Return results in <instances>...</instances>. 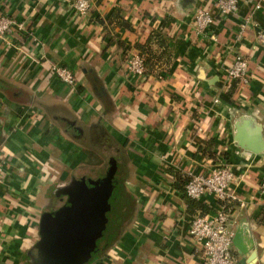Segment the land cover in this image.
I'll use <instances>...</instances> for the list:
<instances>
[{
  "label": "crops",
  "instance_id": "obj_1",
  "mask_svg": "<svg viewBox=\"0 0 264 264\" xmlns=\"http://www.w3.org/2000/svg\"><path fill=\"white\" fill-rule=\"evenodd\" d=\"M88 1V15L78 17L68 0H0V16L25 26L9 37L12 46L0 40V162L7 168L0 184V264H31L40 214L61 205L60 190L71 180L104 176L111 160L120 166L132 208L115 241L84 264H203L187 234L194 215L166 170L185 179L218 161L234 175L229 228L243 229L244 244L256 253L252 264H264V197L258 195L264 46L255 38L264 26V0H239L234 15L216 18L215 41L191 27L195 9L212 0ZM116 7L132 31L108 25ZM246 18L252 25L237 41ZM151 30L163 35L171 59L160 70L145 68L143 78L131 76L124 48L144 42ZM236 52L250 79L228 99L232 83L223 73ZM53 65L75 74L74 90L52 75ZM82 149L115 155L87 166ZM46 164L56 172L42 180ZM197 201L211 213L220 209L211 196ZM232 251L236 264H247L249 252Z\"/></svg>",
  "mask_w": 264,
  "mask_h": 264
},
{
  "label": "built area",
  "instance_id": "obj_2",
  "mask_svg": "<svg viewBox=\"0 0 264 264\" xmlns=\"http://www.w3.org/2000/svg\"><path fill=\"white\" fill-rule=\"evenodd\" d=\"M71 9L78 17H85L90 10L88 0H68ZM239 0H212L209 8L197 7L192 16L191 27L201 39L215 41L212 26L216 18L234 15L238 10ZM256 5L254 8H258ZM248 18L239 25L235 35L238 41L247 26H251ZM25 31L23 23L8 16H0V40L8 47L12 46L9 37L12 33ZM256 42L264 46V26L255 34ZM231 63L224 68L223 78L227 82L239 80L243 85L249 82L250 72L246 59L240 53H232ZM126 71L134 77H145L146 70L142 58L129 52L125 59ZM51 73L65 86L74 90L76 87L75 74L68 68L53 65ZM7 168L0 162V184L6 178ZM233 171L225 162L214 163L207 172H188L185 174L184 194L194 200H201L207 196L215 200L229 202L236 197L228 191L233 180ZM258 195L264 197V179L258 185ZM188 237L197 251L202 254L203 264H236L232 251L233 232L229 228V219L222 207L214 213L192 217L188 227Z\"/></svg>",
  "mask_w": 264,
  "mask_h": 264
},
{
  "label": "water",
  "instance_id": "obj_3",
  "mask_svg": "<svg viewBox=\"0 0 264 264\" xmlns=\"http://www.w3.org/2000/svg\"><path fill=\"white\" fill-rule=\"evenodd\" d=\"M237 141L240 144L241 137ZM109 164L111 168L104 177L93 182L98 188L84 178L71 180L60 190L66 197L65 204L40 214L38 239L29 253L31 264H84L103 252L117 236L124 219V187L114 177L120 166L113 160ZM243 240V229L235 228L232 247L239 254L249 252L247 264H252L256 253Z\"/></svg>",
  "mask_w": 264,
  "mask_h": 264
},
{
  "label": "trees",
  "instance_id": "obj_4",
  "mask_svg": "<svg viewBox=\"0 0 264 264\" xmlns=\"http://www.w3.org/2000/svg\"><path fill=\"white\" fill-rule=\"evenodd\" d=\"M107 21H108V25L112 26L111 28L115 26H119L120 28L122 27L130 31L133 30L132 26L129 23L125 22L120 16V8L118 7L113 9ZM97 22L100 27H104L101 19L100 20L97 19ZM117 44L121 47H124V45L120 43V41H117ZM129 50H132L133 53L139 55L142 58L144 68H147V69L157 66L158 69L160 70L164 68L165 63H167V61L171 59V55L169 54L167 50L166 40L163 37V35L160 34L159 30L149 31L146 40L139 44L136 43L135 46L132 47V49H130V47L124 48V52L126 56L129 53ZM231 83L232 84H230L227 88V93H226L227 98L228 97L232 98L233 94L237 91V89H239L240 86H244L239 80H235ZM208 156H213V155L209 154ZM166 172L168 173V177L172 180V187H174V189H176L177 191H180L183 193L185 197V201L187 203V211L189 213H192L194 216L196 215L203 216V215H207L208 213L212 212V210H210V208L207 205L185 196L184 184H183L185 183V179L183 178L184 176L182 174H180L179 172L173 169H167ZM114 177H116L120 181L123 187V180H122L120 169L119 171L115 172ZM123 194H124V202H125L124 219L125 218L127 219V216H129V213L132 208V201L129 196H125V192H123ZM217 204L220 207H222L223 212L228 217V215L231 213L232 204L229 202H222V201H218ZM121 225L122 223L119 226ZM115 239L116 237L108 244V246L111 245V243L115 241ZM108 246L106 248H108ZM98 257L99 255L96 256L95 258H98Z\"/></svg>",
  "mask_w": 264,
  "mask_h": 264
},
{
  "label": "rangeland",
  "instance_id": "obj_5",
  "mask_svg": "<svg viewBox=\"0 0 264 264\" xmlns=\"http://www.w3.org/2000/svg\"><path fill=\"white\" fill-rule=\"evenodd\" d=\"M84 152L87 153L86 158L84 157L85 158L84 160H85V163H87L86 164L87 166H91L94 163H96L97 161H100L101 160L100 158H102V157L106 158L107 156H110V155L114 156L115 155L113 153L108 155L107 153H91L90 151H84ZM80 156H83V154H81ZM104 161H105V159H104ZM104 165H105V163H104ZM49 166H50V164H49ZM49 166H47V164H46L45 167L43 168V173L45 176H44V178H42V180L45 179L46 177L52 175V174H55L56 170H52ZM51 172H54V173H51ZM79 173H80L79 170H77L75 172L76 175H79ZM41 198H43V197H41Z\"/></svg>",
  "mask_w": 264,
  "mask_h": 264
},
{
  "label": "flooded vegetation",
  "instance_id": "obj_6",
  "mask_svg": "<svg viewBox=\"0 0 264 264\" xmlns=\"http://www.w3.org/2000/svg\"><path fill=\"white\" fill-rule=\"evenodd\" d=\"M111 168V167H110ZM109 168V169H110ZM107 172V171H106ZM105 172V173H106ZM104 176H100V177H97V178H90L89 176H87V175H85V176H82L81 178H84V179H86V182H88V183H90L89 185H91L92 184V186H93V182H94V180H97L98 178H103ZM81 178H79V179H81ZM105 186V185H104ZM93 187H96V188H98L99 186H93ZM65 202H66V197L64 196V200H63V202L61 203V205L59 206V207H62L64 204H65ZM58 207V208H59ZM111 208H110V210L112 211V209L114 208V205H113V207L112 206H110ZM57 209V208H56ZM94 259V258H93ZM92 260V259H91Z\"/></svg>",
  "mask_w": 264,
  "mask_h": 264
}]
</instances>
